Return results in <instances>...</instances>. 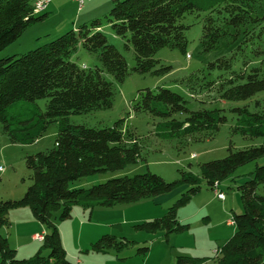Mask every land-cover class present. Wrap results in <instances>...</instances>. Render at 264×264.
I'll use <instances>...</instances> for the list:
<instances>
[{"label": "trees", "instance_id": "1", "mask_svg": "<svg viewBox=\"0 0 264 264\" xmlns=\"http://www.w3.org/2000/svg\"><path fill=\"white\" fill-rule=\"evenodd\" d=\"M264 0H112L105 20L114 35L122 38L124 47L133 51L138 73L165 74L171 67L159 65L154 58L161 48L185 52V15L201 18V52L216 49L222 40L233 45L246 42L250 29L263 17L256 15ZM34 0H0V51L14 42L46 13L33 12ZM101 21L93 19L68 29L58 37L23 54L0 58V124L13 143L33 142L40 130L57 121L58 130L51 149L25 156L31 183L18 199L0 201V226L7 223L9 210L28 207L47 232L39 252L32 259L17 258L7 237L0 235V264H77L66 256L55 222L70 218L74 205L112 207L168 193L185 185L176 201L157 218L135 224L138 230L164 231L167 236L187 227L178 221L176 211L199 191L200 181L214 189L238 166L264 156V110L249 112L243 107L231 109L237 116L234 127L247 138H261L259 145L241 149L227 148L221 159L199 164V176L183 170L173 181L146 171L131 176L109 178L87 188L70 187L74 181L106 170L121 169L139 158L136 141L127 142L120 121L112 126L88 127L72 124L70 114L88 113L109 108L112 104L111 83L103 73L122 82L129 74L123 55L110 44L101 31ZM82 48L95 54L100 63L93 69L79 67L71 56ZM159 65V67H157ZM230 59L220 57L210 66L229 67ZM221 83L218 96L225 101L247 100L264 89V75L252 67L247 73H232ZM46 99L44 110L33 109L32 103ZM27 102L31 103L28 104ZM26 105H30L27 106ZM134 112L160 117L165 135L187 137L195 141L211 139L226 122L223 109L188 110L181 95L170 89L140 90L133 105ZM184 114V118H175ZM264 184V165H257L250 179L238 185L242 211L233 214L235 230L222 245L211 264H264V196L257 193ZM121 229V224H113ZM130 243L125 238L103 234L91 248L94 251H120ZM148 247L137 248L145 254ZM207 258L178 256L175 264H205Z\"/></svg>", "mask_w": 264, "mask_h": 264}, {"label": "rangeland", "instance_id": "2", "mask_svg": "<svg viewBox=\"0 0 264 264\" xmlns=\"http://www.w3.org/2000/svg\"><path fill=\"white\" fill-rule=\"evenodd\" d=\"M84 1L78 11L74 0H51L42 11L48 14V18L26 28L21 36L0 51V58L20 55L68 30L58 31L65 21L69 23L79 18V26L99 19L102 24L101 31L108 42L125 58L129 74L122 82L116 81L110 74L103 73L104 78L111 83L113 91L111 106L88 113L70 114L68 121L88 127H102L112 126L119 120L125 141H136L139 158L135 163L121 169L82 177L70 184V187L87 188L109 178L131 176L146 171L155 173L166 181L177 179L181 170L199 176V164L225 157L228 146L241 149L261 143V138L250 139L234 130L237 116L231 109L245 106L249 112L264 110V89L247 100L225 101L219 98L218 88L221 83L233 77L232 73H247L252 67L259 68L264 75V1L256 10V15L263 19L250 29L251 34L246 42L240 39L233 45H227L222 40L216 49L206 53L201 52L200 44L203 13H200V16L195 13L185 15L182 19V23L188 25L184 32L185 52L161 48L154 55V58L159 60V65L171 67L163 75L141 74L132 70V48L124 47L125 41L113 34L105 20L112 0ZM47 7L54 9L48 13ZM220 57L230 59L229 67L210 66V63H215ZM71 60L85 69L100 66L97 56L82 48L77 49ZM158 87L181 95L188 110L223 109L226 122L220 125L211 139L195 141L192 138L165 135L162 127H157L162 121L160 117L133 110L140 90H156ZM45 102L44 98L36 100L32 103L33 109L43 111ZM184 116L174 115L178 119ZM57 130L58 122L55 121L41 129L33 142L13 143L0 124V201L18 199L23 195L31 183L25 156L51 149ZM257 165H264V156L238 166L226 178L220 180L217 190L223 193L222 200L217 198L214 189L208 188L201 180L199 191L176 211L178 221L187 224V227L167 236L164 231L147 232L136 229L134 225L162 216L185 190V185H180L168 193L132 203L115 204L112 207L93 205L92 208H87L84 214L81 209L86 206L74 205L70 218L55 222L66 256L74 262L78 257L83 260V264H175L178 256L207 258L205 264H211L216 251L218 252L233 235V214L242 211L237 187L251 178ZM257 193L264 196V184L258 187ZM75 207H78L80 212L76 211ZM116 223L121 224V229L114 227L113 224ZM42 231L46 233L47 229L34 218L28 207L9 210L7 223L0 226V235L7 237L10 247L16 250L17 258L32 259L38 252L42 256L47 254L42 241L31 239L32 233ZM103 234L125 238L130 243L120 251L92 250L93 242ZM143 246L148 247L147 252L144 255L137 253V248Z\"/></svg>", "mask_w": 264, "mask_h": 264}, {"label": "built area", "instance_id": "3", "mask_svg": "<svg viewBox=\"0 0 264 264\" xmlns=\"http://www.w3.org/2000/svg\"><path fill=\"white\" fill-rule=\"evenodd\" d=\"M51 0H34L33 2V12L34 13H40L42 11L45 10L46 6L48 5V3ZM77 1V5H78V9H80L83 5V0H75ZM193 156V155H192ZM214 193L217 196L218 199L222 200L223 199V193L220 192L219 190H217V184L214 185ZM233 223V221H231ZM230 222V223H231ZM45 233L44 232H40V233H36L33 235V239L37 240V241H42L44 238ZM216 253H219L216 251Z\"/></svg>", "mask_w": 264, "mask_h": 264}, {"label": "crops", "instance_id": "4", "mask_svg": "<svg viewBox=\"0 0 264 264\" xmlns=\"http://www.w3.org/2000/svg\"><path fill=\"white\" fill-rule=\"evenodd\" d=\"M75 1V0H74ZM51 2V1H50ZM76 3H77V1H75ZM85 3V1L83 0V4ZM83 6V5H82ZM48 8V7H47ZM82 8V7H81ZM80 8V9H81ZM49 9V8H48ZM51 9H54V8H50L49 9V12L48 13H51L50 12V10ZM80 9H78V5H77V10L79 11ZM60 12V11H59ZM48 18V14H47V16H46V18L45 19H47ZM76 19V18H75ZM68 21H65L64 23H63V25H61L60 26V28H58L59 30L58 31H60V30H62V29H74V30H76L77 29V27H78V23H79V18H77L76 20H71V22H69V23H67ZM218 185H219V183H218ZM87 208L88 207H82V209H81V213L82 214H84L85 212H86V210H87ZM75 210L77 211H79L80 212V210H79V208L78 207H75ZM93 210V209H92ZM35 231H37V230H35ZM42 232H44V231H42ZM35 233H38V232H35ZM33 235H34V233H32L31 234V239L33 240ZM75 263H77V264H83V260H80L78 257H76L75 258Z\"/></svg>", "mask_w": 264, "mask_h": 264}]
</instances>
